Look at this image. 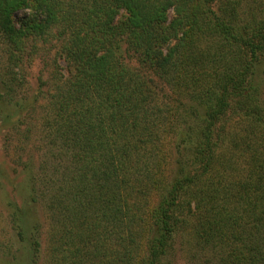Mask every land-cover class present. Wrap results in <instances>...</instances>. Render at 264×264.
Returning <instances> with one entry per match:
<instances>
[{
    "label": "trees",
    "instance_id": "trees-1",
    "mask_svg": "<svg viewBox=\"0 0 264 264\" xmlns=\"http://www.w3.org/2000/svg\"><path fill=\"white\" fill-rule=\"evenodd\" d=\"M39 118L21 263L42 198L46 264H173L184 234L201 264H264V0H0L7 142Z\"/></svg>",
    "mask_w": 264,
    "mask_h": 264
},
{
    "label": "rangeland",
    "instance_id": "rangeland-1",
    "mask_svg": "<svg viewBox=\"0 0 264 264\" xmlns=\"http://www.w3.org/2000/svg\"><path fill=\"white\" fill-rule=\"evenodd\" d=\"M39 69L40 64L36 63L30 69V82L33 86L36 84ZM41 123L42 118H39L37 130L35 128L36 132L35 136H33L34 141L33 143L29 142L24 150H21V148L25 147L24 144L17 142V137L12 139L13 144H9L6 140L8 129L0 127V168L2 170L0 175V264H23L20 262L22 260L27 263L25 260H28L33 254V250L29 248V244H25L22 241L17 231L11 225L9 216L11 205L8 200L18 201V205L23 203L24 192L21 189L26 178L25 174L21 171L22 166L16 162L17 157L20 155L24 158H30L39 164L40 161H46L47 153L52 154L43 142L45 132H41ZM37 187H40L38 189L40 191H43V189L48 191L49 187H52V183L39 181ZM41 200L42 198H40ZM37 201L32 203L31 207L34 209L33 213L39 218L38 222H41L42 247L40 250L41 254L39 253L40 258L37 259V263L33 264H46L48 252L45 242L49 221L45 205H43V202L40 203L39 199ZM176 247L181 248V254H178L173 264H201L200 258L193 257L189 251V242L186 239V234L183 235L182 239L177 240Z\"/></svg>",
    "mask_w": 264,
    "mask_h": 264
}]
</instances>
